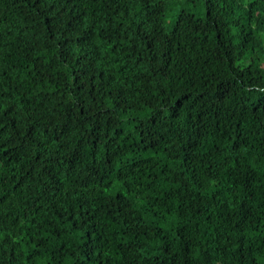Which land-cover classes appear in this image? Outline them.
Here are the masks:
<instances>
[{"label": "trees", "instance_id": "1", "mask_svg": "<svg viewBox=\"0 0 264 264\" xmlns=\"http://www.w3.org/2000/svg\"><path fill=\"white\" fill-rule=\"evenodd\" d=\"M0 264H264V0H0Z\"/></svg>", "mask_w": 264, "mask_h": 264}]
</instances>
